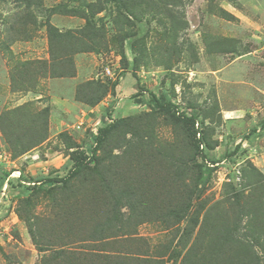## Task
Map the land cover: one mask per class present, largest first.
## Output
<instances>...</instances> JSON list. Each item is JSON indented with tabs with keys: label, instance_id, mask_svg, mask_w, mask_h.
Instances as JSON below:
<instances>
[{
	"label": "rangeland",
	"instance_id": "obj_1",
	"mask_svg": "<svg viewBox=\"0 0 264 264\" xmlns=\"http://www.w3.org/2000/svg\"><path fill=\"white\" fill-rule=\"evenodd\" d=\"M263 124L264 0H0V264H264Z\"/></svg>",
	"mask_w": 264,
	"mask_h": 264
},
{
	"label": "trees",
	"instance_id": "obj_2",
	"mask_svg": "<svg viewBox=\"0 0 264 264\" xmlns=\"http://www.w3.org/2000/svg\"><path fill=\"white\" fill-rule=\"evenodd\" d=\"M98 10H101V8H99ZM86 22L88 23V20H86ZM157 105H158L157 109H159L161 112H164V113L169 112L166 110V107L163 106L164 104L157 103ZM174 118L177 122L182 123V124H186L188 130L190 131V136L193 140V147H194L195 151L198 153L201 143L199 140L195 139V136L197 133L194 130L195 121L192 119H187V118H176V117H174ZM122 122H123V120H118V121H115L111 124H106L105 126L100 127L99 136L97 138H94V141L96 140V142H97L96 150H98V148H100L102 146V144L105 142V140L110 136V134L114 130H116L118 128V126H120L122 124ZM96 150H94L91 153V156L90 155L86 156L84 152H72V153H74L71 156L72 166H71L68 174L66 175V177L59 182H56L58 180L55 181L53 179L51 181H53L54 183H61L65 186H68V184H70L72 181L76 180L82 173H84L86 170H88L87 165H86L88 161H90L92 159L97 160L95 158ZM201 153L202 152L200 151V155H202ZM8 176H9V174H8ZM36 189L40 190V188H36ZM229 236L231 238H235L237 236L240 240L243 241V239L239 236L236 227L233 230H229ZM254 256H255L254 259L256 262L254 264H261L262 263L261 259H259L255 254H254Z\"/></svg>",
	"mask_w": 264,
	"mask_h": 264
},
{
	"label": "built area",
	"instance_id": "obj_3",
	"mask_svg": "<svg viewBox=\"0 0 264 264\" xmlns=\"http://www.w3.org/2000/svg\"><path fill=\"white\" fill-rule=\"evenodd\" d=\"M106 74L110 75V70L109 69H106Z\"/></svg>",
	"mask_w": 264,
	"mask_h": 264
}]
</instances>
